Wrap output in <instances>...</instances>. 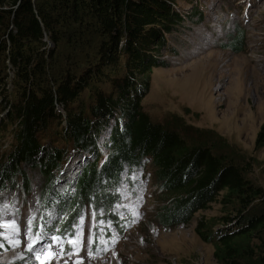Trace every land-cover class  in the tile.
Here are the masks:
<instances>
[{
  "label": "trees",
  "instance_id": "trees-1",
  "mask_svg": "<svg viewBox=\"0 0 264 264\" xmlns=\"http://www.w3.org/2000/svg\"><path fill=\"white\" fill-rule=\"evenodd\" d=\"M168 12L161 0H0V64L10 69L21 92L17 103L9 102L22 126L20 147L11 158L18 163L35 154L34 132L56 106L64 105L67 112L79 92L114 70L119 57L127 54L131 77L119 84V102L131 121L124 133L113 134L109 161L100 170L90 166L83 172L77 196L94 193L104 203L110 197L105 182L115 181L123 164L151 154L150 162L166 181L163 200L172 203L171 209H160L166 212L162 217L166 226L190 223L210 203L221 204L224 214L203 221L204 230H198L213 245L216 264H264V166L262 181L255 179V160L220 147L219 138L210 131L192 126L182 136L152 123L141 111L143 94L137 91L147 87L145 75L150 69L165 63L149 62L150 55L140 51L151 49L158 39L152 28L169 26ZM230 47L240 52L241 42L237 39ZM7 78L1 77L0 85ZM7 100L5 94L8 104ZM13 113L7 115L10 121ZM67 114L69 131L77 137L85 135L90 121L82 109ZM257 142L264 147V123ZM55 158L56 153L49 155L43 162L45 169ZM10 167L12 159L0 171ZM251 204L253 211H246ZM233 219L242 228L214 240L213 227Z\"/></svg>",
  "mask_w": 264,
  "mask_h": 264
},
{
  "label": "rangeland",
  "instance_id": "rangeland-1",
  "mask_svg": "<svg viewBox=\"0 0 264 264\" xmlns=\"http://www.w3.org/2000/svg\"><path fill=\"white\" fill-rule=\"evenodd\" d=\"M259 6L255 9V17L264 28V0ZM145 76L148 77L147 87L139 89L141 94L147 92L142 97V104L173 106L190 122L217 136L220 147L254 159L257 173L253 177L262 180L260 168L264 166V147L258 144L257 137L264 123V49L248 53L235 52L228 47L209 50L190 61L153 67ZM2 137L1 142L9 137V133H2ZM1 142L0 158H3ZM10 170L17 171L14 167ZM132 193L126 191L123 195H115L122 198ZM224 193L221 192L219 197ZM134 196H138L137 190ZM151 203L149 200V204L141 208V220L134 229L124 232L126 235L115 249L99 257L79 255L82 258H77L78 263L216 264L213 245L206 242L198 230H204L201 227L203 221L224 214L221 204L210 203L209 209L194 214L190 223L169 227L161 226L153 219L152 213L157 211ZM140 206L138 201L134 207L140 209ZM16 239L17 234L10 233L5 224L0 223V264H10L14 259L13 264H18V259L25 258L22 249H9ZM12 252L14 255L7 257ZM69 259L51 258L47 264H68ZM36 261L32 258L30 264Z\"/></svg>",
  "mask_w": 264,
  "mask_h": 264
},
{
  "label": "clouds",
  "instance_id": "clouds-1",
  "mask_svg": "<svg viewBox=\"0 0 264 264\" xmlns=\"http://www.w3.org/2000/svg\"><path fill=\"white\" fill-rule=\"evenodd\" d=\"M162 1V3H163V0H161ZM159 44H160V47L162 48V50H163V47H162V43L161 42H159ZM231 45H233V42L230 44V45H228V46H226V47H222V48H219L218 50H222V49H226L227 47L228 48H230V49H233L232 47H230ZM152 46V45H151ZM156 45H155V43L153 44V46L151 47L152 48V50H155V47ZM213 50H215V49H213ZM209 51V50H208ZM240 52H243L242 51V46H241V49H240ZM203 53H205V52H203ZM164 54V53H163ZM198 57V56H197ZM194 58H196V57H194ZM193 58V59H194ZM161 65H163V64H161ZM166 66H170V65H172V64H165ZM116 74H118V72H117V70H115L114 71ZM141 87H143V86H141ZM140 87V88H141ZM140 92V91H139ZM141 93V92H140ZM147 93V92H146ZM145 93V94H146ZM118 94H120V91H119V93ZM145 94H143V96L145 95ZM119 103V99H118V101L116 102V104H118ZM147 104V103H146ZM63 107L64 106H62V105H60V104H58L57 106H56V108H55V113H59L62 109H63ZM64 110V109H63ZM65 111V110H64ZM66 113H68V110H67V112ZM68 114H67V118H68ZM98 117H100V116H98ZM65 118V117H64ZM68 120V119H67ZM67 132L68 133H66L67 134V136L68 137H71V138H77V139H81L83 136H80V137H77L75 134H72L69 130H67ZM35 133V132H34ZM69 133H71V134H69ZM111 139H112V137H111ZM37 141V140H36ZM112 145V144H111ZM111 145H110V147H109V158H110V153H111ZM37 146L39 147V144H38V141H37ZM19 147H20V145H19ZM19 149V148H18ZM137 162H139V161H134V162H132V163H130V164H123L122 166H121V169H120V172L122 171V169H123V167H124V165H131V164H135V163H137ZM94 167V166H93ZM95 168V167H94ZM158 168V167H157ZM159 169V168H158ZM97 170V169H96ZM119 172V173H120ZM260 180V179H259ZM80 181H81V179H80ZM79 181V182H80ZM260 181H262V180H260ZM116 183V180L114 181V180H110V181H107V182H105V184L107 185V190H109L110 191V197H111V189L109 188V186H110V184H115ZM78 185H79V183H78ZM78 187V186H77ZM89 193V192H88ZM91 194H94V193H91ZM98 196V195H97ZM83 197V196H82ZM99 197V196H98ZM109 197V198H110ZM100 201V200H99ZM102 202V201H101ZM106 202H109V200H106V201H104V203H106ZM257 201H254L253 202V204L254 203H256ZM253 204H251L250 206H248L247 207V209H246V211L250 208V207H252L253 206ZM263 211V210H262ZM140 220H141V218H140ZM234 222H237V220L236 219H233L230 223H234ZM230 223H227V224H230ZM227 224H220V225H218L217 227H213V239L214 240H217V239H219V238H221L222 236H224V235H226V234H224V235H216V230L218 231L219 230V228L221 227V226H225V225H227ZM238 224V223H237ZM137 225V224H136ZM136 225H134V227H133V229L136 227ZM161 226H166V224L164 223V221H163V224L161 225ZM245 226H247V225H245ZM240 230V229H239ZM239 230H237V231H235V232H238ZM235 232H233V233H235ZM219 234H220V232H218ZM232 234V233H231ZM123 239V238H122ZM211 244V243H210ZM118 245H119V243H118ZM117 245V246H118ZM116 246V247H117ZM115 247V248H116ZM115 248H113V249H115ZM112 249V250H113ZM11 250H15V249H11ZM11 250H8V251H11ZM111 250V251H112ZM106 255V254H105ZM5 264H7V263H5Z\"/></svg>",
  "mask_w": 264,
  "mask_h": 264
},
{
  "label": "snow or ice",
  "instance_id": "snow-or-ice-1",
  "mask_svg": "<svg viewBox=\"0 0 264 264\" xmlns=\"http://www.w3.org/2000/svg\"><path fill=\"white\" fill-rule=\"evenodd\" d=\"M29 224H31V221H29ZM12 228H13V231L17 234V236L19 235V226L16 225L14 222L12 223ZM38 239H39V235L36 234L35 238L34 239H29L28 241V248H29V251H32L34 249V243L35 242H38ZM13 244L14 246H19V239H16L15 241H13ZM47 255V252L43 253L42 256H46ZM37 259H41V257H37Z\"/></svg>",
  "mask_w": 264,
  "mask_h": 264
},
{
  "label": "bare ground",
  "instance_id": "bare-ground-1",
  "mask_svg": "<svg viewBox=\"0 0 264 264\" xmlns=\"http://www.w3.org/2000/svg\"><path fill=\"white\" fill-rule=\"evenodd\" d=\"M171 34H172V33H171ZM234 217H235V216H234ZM230 218H231V217H230ZM9 230H10V231H13L12 226L9 228ZM12 254H13V252L10 253L7 257H11ZM13 255H14V254H13ZM19 256H20V255H19ZM37 257H38V256H34V261H36L35 258L37 259ZM48 258H50V259H47L46 262H50V261H51V257L48 256ZM77 258H82V257H78V256H76V257H71V258L68 260V262L70 261L68 264H79V263H78V260H79V259H77ZM16 259H17V258H16ZM14 260H15V259H14ZM22 260H23V259H22ZM80 260L83 261V259H80ZM79 262H80V261H79Z\"/></svg>",
  "mask_w": 264,
  "mask_h": 264
}]
</instances>
